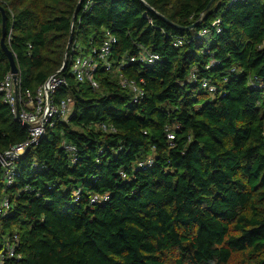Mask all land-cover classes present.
Instances as JSON below:
<instances>
[{
  "label": "trees",
  "instance_id": "trees-1",
  "mask_svg": "<svg viewBox=\"0 0 264 264\" xmlns=\"http://www.w3.org/2000/svg\"><path fill=\"white\" fill-rule=\"evenodd\" d=\"M211 1L0 0L21 91L35 94L66 64L54 103L73 108L18 162L14 186L0 185L11 201L0 264H264V0ZM161 16L200 23L178 30ZM107 31L118 43L94 90L72 68ZM2 38L0 12V86L11 72ZM140 49L161 62L120 70ZM122 77L144 82L143 102L131 105ZM27 138L0 93V153ZM8 243L15 256L2 262Z\"/></svg>",
  "mask_w": 264,
  "mask_h": 264
},
{
  "label": "built area",
  "instance_id": "built-area-1",
  "mask_svg": "<svg viewBox=\"0 0 264 264\" xmlns=\"http://www.w3.org/2000/svg\"><path fill=\"white\" fill-rule=\"evenodd\" d=\"M246 0H228L229 4L235 5L245 2ZM92 2L89 1L85 11L90 10ZM213 28L216 34L222 32L221 20H217L213 23ZM213 31L211 29H204L198 35L197 39L201 40V43H206L207 39H211ZM183 38L175 40V48H181L185 44ZM118 43L117 38L107 31L105 34V40L100 49H93L89 56H78L75 59L72 75L79 83H88L94 90L99 89V84L96 80V75L100 70V67H104L107 71L112 70V63L109 61L113 47ZM161 62L159 55L148 52L146 50H139V54L135 57L122 61L119 69L133 64H141L144 67H153ZM216 62H212L211 66ZM61 69L57 74L51 76L35 94L30 91H21V79L20 73L18 74V89L14 80V75L10 72L3 83L0 86V93L3 96L4 103L10 106L15 120L19 122L24 128L28 130L27 140L19 145L12 146L9 150L0 153V185H4L5 189H9L14 186L16 179L18 178V162L27 155L33 148L38 146L45 136L46 128L53 126L55 121H68L72 116V99L62 101L60 104L54 103L55 94L62 88L67 86L68 82L63 77ZM198 79L197 71H193L190 75L189 82L196 84ZM144 82H137L135 80L122 77L120 86L124 90H128L132 93L131 105L135 106L140 104L145 99V92L142 89ZM201 90L211 95L218 93V89L211 83L210 80L204 79L201 83ZM170 140H174L172 134L169 135ZM71 151L76 152L73 147L69 148ZM76 161V160H75ZM153 165V161L148 162V167ZM80 192L77 193V200H79ZM108 198H104L106 201ZM98 198L95 197L92 203H97ZM11 209V201L5 196L0 199V224L7 218ZM17 240V237H15ZM16 246L8 243L6 249L1 255V261L13 258L15 256Z\"/></svg>",
  "mask_w": 264,
  "mask_h": 264
},
{
  "label": "water",
  "instance_id": "water-1",
  "mask_svg": "<svg viewBox=\"0 0 264 264\" xmlns=\"http://www.w3.org/2000/svg\"><path fill=\"white\" fill-rule=\"evenodd\" d=\"M216 0H212L211 3H210V6L215 2ZM0 12L2 13L3 15V38L1 40V46H2V49L4 50V52L7 54L8 56V59H9V62H10V66H11V72L12 74L14 75V80H15V84H16V89H18V85H17V81H18V74H19V68L16 64V60H15V56L13 55V53L9 50V48L7 47L6 45V22H7V16H6V13L4 11L3 8L0 7ZM78 15V11H76L75 13V16H74V20L76 19ZM161 18L167 23L169 24L170 26L172 27H175L177 28L178 30H194L200 22L196 23L195 25H193L192 27L188 28V29H183L179 26H176L175 24H173L171 21H169L167 18L161 16ZM72 44V37L70 38L69 40V44H68V47H67V53L69 52L70 50V46ZM66 66V64L64 65V67ZM64 67L62 69H64ZM63 71V70H62Z\"/></svg>",
  "mask_w": 264,
  "mask_h": 264
},
{
  "label": "rangeland",
  "instance_id": "rangeland-1",
  "mask_svg": "<svg viewBox=\"0 0 264 264\" xmlns=\"http://www.w3.org/2000/svg\"><path fill=\"white\" fill-rule=\"evenodd\" d=\"M209 41H210V40H209V39H207V40H206V44H209V43H210ZM6 240L9 242V240H10V237H9V235H7V236H6Z\"/></svg>",
  "mask_w": 264,
  "mask_h": 264
}]
</instances>
